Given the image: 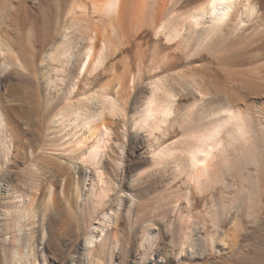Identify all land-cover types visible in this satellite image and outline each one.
Returning a JSON list of instances; mask_svg holds the SVG:
<instances>
[{"label": "rangeland", "instance_id": "obj_1", "mask_svg": "<svg viewBox=\"0 0 264 264\" xmlns=\"http://www.w3.org/2000/svg\"><path fill=\"white\" fill-rule=\"evenodd\" d=\"M80 1L88 10L76 8ZM108 1L94 10L89 0H59L66 9L74 7L72 13L58 7L47 12L32 4L23 21L9 13L0 20V41L12 50L0 52V63H10L7 72L0 73V264H66L94 228L105 232L115 228L119 235L111 264H264V157L255 146L247 151L245 141L253 137L256 142V137L248 132L244 115H240L244 121L229 115L248 82L244 66L232 63L233 39L223 27L225 18L218 14L219 8L233 4L125 0L117 22L118 5V9L111 6L113 10ZM81 33L86 38L99 35L104 41L84 72L79 62L68 60L71 44ZM157 82L182 97L167 121L160 110L158 122L149 119L155 108L146 102ZM73 85L80 94L71 101L101 96L107 87L120 90L125 100L115 109L112 133L100 140V148L107 146L100 152L106 159L87 163V168L107 180L110 196V187H115L132 197L135 213L141 214L129 223L117 214L120 193L112 196L107 208L109 213L113 209L115 227H108L100 216L88 215L92 200L84 195L86 190L80 208L63 198L54 173L62 153L69 156L73 150L67 148L68 141L58 147L59 134L51 132V120L70 102L66 94ZM213 94L216 113L203 118L201 129L188 119L193 112L206 115ZM216 127L220 143L207 168L195 169L190 162L181 165L180 157L198 143L196 137ZM81 133L89 134L86 129ZM94 137L89 142H96ZM72 149L77 162L82 150L84 154L90 150L77 145ZM119 157L121 165L116 168L114 160ZM52 198L62 204L59 218L65 216L71 229H61L60 219L51 212ZM21 208L31 212L21 222L23 235L13 231Z\"/></svg>", "mask_w": 264, "mask_h": 264}, {"label": "bare ground", "instance_id": "obj_2", "mask_svg": "<svg viewBox=\"0 0 264 264\" xmlns=\"http://www.w3.org/2000/svg\"><path fill=\"white\" fill-rule=\"evenodd\" d=\"M56 1L55 0H0V20H1V18L3 19L2 16H4L5 13H9V15H13L14 17H17V19L19 21H23L24 19H26V14L29 13L27 11H30V8L33 7L32 4L36 5L37 8L38 7H40L41 9L43 8V10H46L47 12L51 11L53 8H56V7H58L59 10L64 11L66 9V7L63 3L61 4L62 1L61 2H59V0H58V2H56ZM106 1L107 0H89V2L91 4V8L94 10H96L97 7H99L100 5H102V6H100V8H98L97 10L104 8L103 7L105 4L104 2H106ZM124 1L125 0H109L108 1V7H110L111 9H113L111 6H114V8H116V9L119 8L118 13H119L120 17L119 16L117 17V19H116L117 22H119L120 18H122V16H123V14L120 11V8L122 7L121 5H123ZM214 1H215L214 5H218L221 2L226 1V0H214ZM228 1H231L233 6L230 5V7L225 8V9L219 8L218 14H219V16L221 15L225 18L223 27H224L225 31L228 33V34L227 33L226 34L232 36V39H233L232 47H231V49H232L231 50L232 51L231 52L232 53V63L234 66H242L243 65L245 73H247V79H248L247 80L248 81L247 82V88H246L245 93L241 95V98L238 101L234 100L235 103H233V106H232L233 109L230 108L232 110L229 112L230 113L229 115H230V117H239L240 119L243 117L246 118L248 123H246L247 121L245 123L248 125L247 126L248 127L247 130L249 129L248 132H250L251 135L256 137V139H255L256 142H253V140H251L253 137L250 140H246V141L243 139L247 144V148H250V149H247V151H250L251 148L254 149V146H255L256 152L259 153L262 157H264V0H228ZM83 4L84 3H82V1H80V2H77L75 6H76V8H79V10L80 9H83L84 11L88 10L87 6L85 5L86 3L84 5ZM55 5H57V6H55ZM117 5H118V8H117ZM140 6H142V5H140ZM105 7H107V5ZM73 8L70 7L69 9H66V10H67V12L72 13ZM106 9H103V10L105 11ZM103 10H100V11H103ZM94 12H91V13L93 14ZM82 13H83V11H82ZM28 16H29V14H28ZM90 19L91 18H89V22H90ZM86 21L87 20H85L84 22H86ZM181 21H182V19H181ZM90 24H91V22H90ZM167 25H168V23H167ZM182 25H184V24H182ZM176 27H179V25H176L175 28ZM181 27H180V29H181ZM189 27H190V25H189ZM182 28H184V26ZM178 29H174V30L176 31ZM188 29H190V28H188ZM186 30L187 29L185 28L184 32H186ZM221 30H223V29L221 28ZM169 31L170 30H168V32ZM177 33H178V31H177ZM181 33H182V31H181ZM221 33H222V31H221ZM221 33H220V35H221ZM224 34H225V32H224ZM180 36H182V35H180ZM188 36H186V37L188 38ZM62 37H63V35H62ZM220 38H221V36H220ZM181 39H184V36H182ZM110 40L112 41V39H110ZM108 41L109 40H106L105 42L108 43ZM185 41H186V39H185ZM185 41H182V42L185 43ZM226 41H228V40H226ZM101 42H104V41L101 39V37L99 35H97V36L95 35L93 37L90 36L89 38L88 37L86 38L84 33H81V35H78L77 37H75L73 44H71L72 51H71V53H69L70 55L68 56L69 57L68 60L71 61L72 63L73 62L74 63L79 62L82 65L81 71L84 72V70L87 69L92 62L94 63L93 60H95V58H97L98 53L101 50V46H100ZM112 43H114V42H112ZM64 45H66V44H64ZM106 46H108V45H104V48H107ZM0 52L9 54V53H12V50L10 49V47L8 45H6L5 43L0 41ZM93 63H92V65H93ZM9 65H10V63L6 64V63H4V61L2 63H0V73L7 72V70L9 69ZM16 65L18 66V64H16ZM0 76H1V74H0ZM119 83L121 84L122 82H119ZM120 84H119V86H120ZM122 85H124V83ZM115 91L116 90H114L113 87H107L104 90V92L102 91V94L100 93L101 96L97 97L96 95L95 96L94 95L93 96L92 95L91 96L85 95L84 97L79 98L76 101H71L72 98H76V97H78V94H80L79 90L73 85L72 87L69 88V91L66 94V97H68L70 102L65 106V109L62 112L54 115L53 120H51V124H52V126H51L52 131L51 132L54 133V131H55L56 134H59V138L57 141H59L60 146L58 144H56V145H58V147H61L64 145L65 141H68L66 144H68L69 147H67L68 145H66V147L70 150H73V152L69 150L70 153L72 152L71 155L68 154L69 156H67V152L63 150L66 153H62V157L59 159L61 162L58 161L60 163V167L58 168L56 173H54L56 175V177L58 179H60L59 181L61 184L60 183L59 184L62 188L60 190H62L61 193L63 195V198L65 200H67L68 202H70V204L73 203L75 206V207H73L72 205H70V207L72 206L75 209L80 208L79 207V205H80L79 200L83 195V189L86 190V193L84 195L87 197V199L91 198V200H92V206L90 208H88V210H90V212L89 211H86V212L88 213V215H91V216L92 215L93 216L94 215L100 216L101 219L108 222V227H113L114 224L117 223L115 221L114 216H113L114 215L113 209H110V213H109V212H107V208L111 204L112 196H116L118 193H120L118 196L120 197L121 204H120V207L117 208L118 212L115 210V213L117 212V214H120L119 216H121V219H124L126 222L129 223L133 219L137 218V216L139 214H141L139 211H138L139 214L135 213V212H137L135 204L133 202L132 197L130 195L126 194L127 192L125 193V192L121 191L122 189L118 190V188L110 187V191L112 192V196H110L109 194H107V189H106L108 187L107 180L104 181L102 178H100V176H101L100 173L94 171L93 169H92L93 171H90V169L87 168V163L93 164V162L95 163L98 160L101 161V160H103V158L106 159V156L103 157V155L105 153L102 155L100 153L102 151L101 149L104 148V147L100 148V142H101L100 140L102 138L109 136V134L111 132V126L114 125V123H115L114 118H117V117H115V114H116L115 109L120 104L121 101H125V100H122L123 96L120 95V90H117V92H115ZM151 93H152L151 98L149 97V100L146 102V104L150 105L151 108H155V110L153 109L154 110L153 115L148 113L150 116V118L149 117L148 118L152 119L153 121L158 122L159 121V120H157L158 119V117H157L158 113H156V111L160 110L159 113L162 114L163 120L167 121L171 117V115L173 116L176 108L178 106H180L178 101L182 97L179 95V97L177 98L176 95L174 94V91L171 88H168L166 85H163L159 82L154 84V86L151 90ZM216 96L217 95L213 94L212 96H210L209 100L207 101L206 107H208V113L206 115H203V114L197 115V113H199V112H197V113L195 112L196 114H194V112H193V115H191L189 117L188 121L191 123L192 122L198 123L199 127H201V129H202L203 123H204L202 121L203 118L206 117L207 115L208 116L211 114L214 115L216 113L215 112L217 110L216 109V103H217V100H216L217 97ZM161 101L164 104H162ZM151 111L148 108V112H151ZM240 115L241 116L244 115V116L241 117ZM146 116H148V115H146ZM239 118H238V120H239ZM160 120H162V119L160 118ZM242 120L243 119H241V121ZM157 122H154V123H157ZM173 122H174V120H173ZM236 122H240V120L236 121ZM122 123H123V121H122ZM58 127L60 128V130H58ZM158 128H159V126L157 127V129ZM72 129H74V131L71 134H68V132ZM82 129L88 130V132H89L88 136H84V134L81 133ZM219 131H220V129H218V127H216L212 131L210 130V133L201 134V135L197 136L196 140L198 141V143L196 142V144L192 145V147L189 148V150H188L189 152H188L187 156H185L186 158L184 156L180 157V159H179L181 162L180 164L185 166L184 164H188L190 162L191 164H193V167H195V169H197L200 166H202L203 169H206L207 166L209 165V162L211 161V159H213L212 156H214V155L212 154L213 153L212 151H214L217 147V144L220 143L219 142ZM94 136L98 137L96 142H94V143L89 142L90 137H94ZM104 141H105V139H104ZM104 143H107V141ZM75 145L84 146L85 148L87 147L90 149L88 152H86V154H84V151L82 150L83 154L81 153L78 155L79 156L78 162L74 161L77 158V155H75V150L72 149V147H75ZM102 145H103V142H102ZM106 147L104 149H106ZM118 147H120V146L118 145ZM109 148H110V145H109ZM110 149H113V148H110ZM78 153H80V152H78ZM159 153H158V155L160 156L163 152L160 154ZM111 156H113V155H111ZM210 157H211V159H210ZM112 160H113V158H112ZM110 161H111V159H110ZM120 161H121L120 157L116 158L114 160L116 168H120V165H121ZM101 162L99 164H101ZM95 164H97V163H95ZM98 167H99V165H98ZM99 172H101V171H99ZM189 176H191V174ZM134 178H135V176H134ZM86 181H89V182L86 183ZM122 185H120V186H122ZM184 186H186V185H184ZM96 189L98 190V194H96V191H95ZM119 189H120V187H119ZM124 191H126V190H124ZM118 198H116V199H118ZM50 199H51V197H50ZM20 201H22V199ZM49 204H50V201H49ZM81 207H83V206L81 205ZM145 207H146V205H145ZM21 209L19 211H16L17 212L16 213L17 219L15 221V226L13 227L14 228L13 231L16 233H19L20 235H23V230H24L23 227L24 226H22L23 224L21 225V222L24 218L30 217L31 212L25 208H21ZM81 209L84 210L83 208H81ZM51 212L54 216H56L58 218L63 213L62 204L56 198L55 199L52 198V200H51ZM83 212H85V211H83ZM63 217L59 218L60 219V226H61V229H66L70 225H69V221L67 220V218H65V216H63ZM79 217H80V215H79ZM113 218H114V220H113ZM77 220H78V215H77ZM77 222H79V221H77ZM68 228L66 230H68ZM69 229H71V228H69ZM108 230H107V232H105L106 230L104 231L102 229L94 228V231H92L91 234L89 233V236L84 238L79 243V245L77 244L78 247L76 246L77 250H76L75 254L71 255L69 261L66 264H111L113 261V257L115 255V252L118 250V237H119V235L117 236L115 228H114V230L113 229H111L109 231ZM197 239H198V242H201L200 241L201 238L199 237L198 234H197ZM201 244H203V243H201ZM256 255H257V253H256Z\"/></svg>", "mask_w": 264, "mask_h": 264}]
</instances>
